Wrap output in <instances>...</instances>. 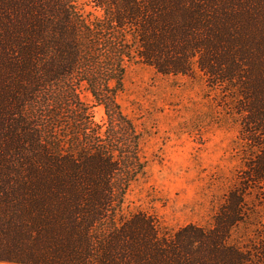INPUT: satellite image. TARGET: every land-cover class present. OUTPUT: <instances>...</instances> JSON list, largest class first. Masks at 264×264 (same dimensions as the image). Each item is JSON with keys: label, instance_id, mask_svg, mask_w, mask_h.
<instances>
[{"label": "trees", "instance_id": "1", "mask_svg": "<svg viewBox=\"0 0 264 264\" xmlns=\"http://www.w3.org/2000/svg\"><path fill=\"white\" fill-rule=\"evenodd\" d=\"M79 1L0 0V264H264V0ZM134 63L237 101L243 183L208 227L122 213L145 169L117 101Z\"/></svg>", "mask_w": 264, "mask_h": 264}, {"label": "rangeland", "instance_id": "2", "mask_svg": "<svg viewBox=\"0 0 264 264\" xmlns=\"http://www.w3.org/2000/svg\"><path fill=\"white\" fill-rule=\"evenodd\" d=\"M89 1H79L82 11L99 16ZM212 83L196 66L187 76H164L141 63L127 65L117 101L139 135L145 169L123 197V215L143 212L166 232L208 227L227 192L243 183L247 157L238 140L237 101H224ZM93 114L97 122L104 119L100 107Z\"/></svg>", "mask_w": 264, "mask_h": 264}]
</instances>
